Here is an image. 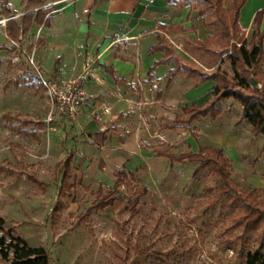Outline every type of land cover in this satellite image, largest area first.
Returning <instances> with one entry per match:
<instances>
[{
    "label": "rangeland",
    "instance_id": "rangeland-1",
    "mask_svg": "<svg viewBox=\"0 0 264 264\" xmlns=\"http://www.w3.org/2000/svg\"><path fill=\"white\" fill-rule=\"evenodd\" d=\"M7 1L17 6L20 0ZM56 1H50L57 11L49 15L58 12ZM228 4L229 0H223L221 7L227 10ZM3 7L4 0H0V20L10 19ZM168 9L166 17L171 23L192 28L171 38L180 54L183 45L214 35V29L206 25L210 16H199L194 5ZM42 33V28L35 35L30 31L13 46L0 26V165L5 170L0 172V216L6 221L0 237L9 242L7 234L11 232L32 247L45 248L50 264H247L245 255L261 246L264 225L245 233L239 218L246 215L249 203L264 199V135L255 138L250 128L249 137L241 129V156L236 159L237 151L231 145L241 123L234 120L231 106L235 102L225 100L227 107L223 106L215 120L208 117L176 126L173 132L165 128L172 121H153L142 124L144 132L139 135L141 122L134 124L139 117H130L124 131L109 128L108 143L102 148L81 119L57 117L54 123H47L51 109L44 90L35 83L36 72L29 62V57L37 58L45 42ZM232 40L230 45L213 40L211 49L217 55L240 40L251 42L252 34L239 33ZM191 56H185L188 60H183L187 66L182 74L187 75L190 69L212 72L215 57L199 52L195 62ZM97 63L86 59L66 77L80 79L87 103V82ZM216 65L233 77L226 56ZM260 69L264 72V65ZM174 92L173 100L180 101L182 93ZM219 108L223 110L221 104ZM92 115L97 116V109ZM178 117L183 118V114ZM192 133L198 135L197 140ZM190 137L192 150L195 145L212 146L229 154L234 187L230 198L222 196V179L210 169L195 174L199 163L176 164L171 169L169 161L156 158L159 151L175 156L191 152ZM122 146L121 152L130 156L123 165L106 159L108 154L120 152ZM66 160L71 178L67 192L60 195ZM130 165L135 177L124 181L119 201L97 207L96 201L105 196L111 179L117 180L120 171L128 173ZM100 172H104L102 176ZM144 187L149 194L142 197ZM0 264L11 261H4L0 255Z\"/></svg>",
    "mask_w": 264,
    "mask_h": 264
},
{
    "label": "crops",
    "instance_id": "crops-1",
    "mask_svg": "<svg viewBox=\"0 0 264 264\" xmlns=\"http://www.w3.org/2000/svg\"><path fill=\"white\" fill-rule=\"evenodd\" d=\"M50 1L46 6L28 12L22 5V0L17 6L9 3L14 14L17 15L8 19L7 24L12 19L19 21L24 15L38 13L41 9L45 10L43 23L32 24L28 31L35 35L39 28L43 29L42 36L45 42L35 59L36 65L45 76H54L68 81L66 77L72 76L86 59H94L98 62L93 67L94 74L91 80L87 82L88 103L84 106L78 120L83 121V126L92 134L91 138L95 139L102 148L108 143L109 128L117 127L124 131L130 117H139V121L136 118L134 124L136 126L141 122L140 135L144 132L142 124L147 125L148 122L153 121H164V123L174 121L177 115L183 114V109L186 107L208 105L215 82L202 83L201 77L190 76L189 71L187 75L182 74L184 66H187L183 60H188L185 56L191 55L184 51V45L181 49L183 55L174 47L171 38L177 34L170 27L180 23L175 21L171 23L167 19L169 11L167 0H58L56 1L58 12L49 15L57 11H53ZM263 9L264 0H248L241 10L240 23L246 28L247 35L253 36L258 31L254 19ZM185 21L187 22V19ZM7 24L0 26L9 38ZM161 26H167V28L162 29ZM182 26L188 28L184 24ZM263 30L264 19L260 28V31ZM162 39L169 43L174 54L168 56L165 52L153 51ZM10 41L13 46L17 45ZM192 59L197 62L194 57ZM200 67L203 66L200 65ZM176 70L179 73L173 76ZM198 78L199 81H197ZM175 89L182 93L183 98L180 101L173 100ZM193 95L195 97H192ZM226 103L227 101L221 103L222 112L224 107H227ZM231 107L232 113L236 115L234 120L237 124L241 123V127L236 129V135L232 138L233 145H231L237 151L236 159H240L239 134L242 129L249 136L250 123L247 120H241L243 107L239 103H234ZM104 108H110L111 112L106 114ZM96 109L95 117L92 111ZM207 119L201 118L197 121ZM166 133L168 134V131ZM187 141L192 152H198L201 147H212L200 145L199 148L195 145L192 150V138L190 137ZM122 148L123 146L119 148L120 152L108 154L106 159L122 162L121 165H123L130 156L126 152L122 153ZM225 153L229 158V154ZM102 156L105 157L104 153ZM159 159L169 161L167 158ZM112 167L115 166L112 165ZM129 172L135 173L133 165L129 166ZM103 173L99 174L102 176ZM114 180L113 177L111 185L107 188L115 186L117 180Z\"/></svg>",
    "mask_w": 264,
    "mask_h": 264
},
{
    "label": "trees",
    "instance_id": "trees-1",
    "mask_svg": "<svg viewBox=\"0 0 264 264\" xmlns=\"http://www.w3.org/2000/svg\"><path fill=\"white\" fill-rule=\"evenodd\" d=\"M49 1L22 0V5L28 12L46 6ZM247 2L248 0H229L228 8L224 10L221 7L223 0H167L168 6L185 9L194 5L199 16L203 18L210 16V22L206 23V25L214 29V35L210 36L209 40L196 39L195 44H185L184 51L191 54L195 59H197L195 54L199 52L215 57L213 59L215 66L212 67L211 73L197 69V76L202 78V83L213 81L215 86L207 106L199 107L193 105L184 108L183 118H176L171 125L165 127L166 129L175 130L176 126L190 125L201 118L210 117L215 120L221 114L219 105L225 100H233L235 103H240L243 107L241 120L249 121L251 132L255 136L264 135V72L260 69L264 65V30L260 31L264 19V9L260 10L255 16L254 24L258 31L253 34L251 42L240 40L237 43H233L230 50L227 48L217 55L211 49L213 40L219 39L221 43L227 42L230 45V39L232 43V38L237 36V34L246 33V28L240 23V15ZM3 10L11 17L15 16L13 15V8L7 0H4ZM44 17L45 10L41 9L38 13L20 17L19 21L10 20L7 28L9 39L19 43L22 36L28 33L32 24H42ZM161 28L166 29L167 26H161ZM170 29H174V32L188 33L192 28L188 29L184 28L182 24H175ZM153 51H162L168 56L175 53L169 43L163 39L158 47H154ZM194 52L196 53L194 54ZM225 56L230 61L233 77L227 71L222 70L220 65H216L217 61ZM197 71L190 69V76L196 75ZM178 73V70L174 71L173 76ZM253 79L262 84V87L254 88ZM4 118L6 120L10 119V115H5ZM191 135L197 140L198 135L196 133ZM156 157L167 158L171 169L176 164H184L186 162L200 164L195 174H198L203 169H210L222 179V196L230 198V193L234 189L231 179L233 166L230 159L225 156L223 149L201 147L198 152L191 151L178 156L167 151H159L156 153ZM64 165V177L59 188L60 195L67 192L66 185L71 178L69 160H66ZM4 171V168L0 165V172ZM129 177H135V173L120 171L116 176L115 186L107 188L105 196L96 201V206L105 208L119 201L120 189L124 181ZM32 181L38 183L37 180L32 179ZM148 194L149 190L144 187L142 197ZM248 206V212L239 218V224L243 226L245 233H252L258 229L261 223L264 225V199L258 204L249 203ZM5 228L6 221L0 216V232H4ZM7 237L10 239L9 242L6 241L5 237H0V255L4 261H11V264H50V256L45 248L32 247L23 238L15 236L11 232H8ZM245 259L247 264H264V239L260 248L253 253L246 254Z\"/></svg>",
    "mask_w": 264,
    "mask_h": 264
},
{
    "label": "built area",
    "instance_id": "built-area-1",
    "mask_svg": "<svg viewBox=\"0 0 264 264\" xmlns=\"http://www.w3.org/2000/svg\"><path fill=\"white\" fill-rule=\"evenodd\" d=\"M7 22L8 19H1L0 25L5 26ZM29 62L36 72V82L44 90L51 109L46 118L47 123H54L57 117L78 120L88 99L80 79L63 81L58 77H48L36 65L35 57H29ZM104 112L109 114L110 108H104Z\"/></svg>",
    "mask_w": 264,
    "mask_h": 264
},
{
    "label": "water",
    "instance_id": "water-1",
    "mask_svg": "<svg viewBox=\"0 0 264 264\" xmlns=\"http://www.w3.org/2000/svg\"><path fill=\"white\" fill-rule=\"evenodd\" d=\"M252 84L254 88L259 87V83L255 79L252 80Z\"/></svg>",
    "mask_w": 264,
    "mask_h": 264
}]
</instances>
